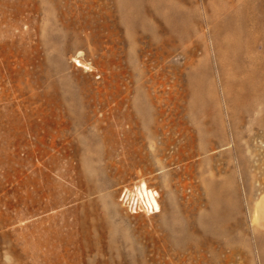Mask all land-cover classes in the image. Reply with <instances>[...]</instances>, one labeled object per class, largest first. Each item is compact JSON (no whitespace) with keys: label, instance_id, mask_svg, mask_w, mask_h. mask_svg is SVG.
Masks as SVG:
<instances>
[{"label":"rangeland","instance_id":"1","mask_svg":"<svg viewBox=\"0 0 264 264\" xmlns=\"http://www.w3.org/2000/svg\"><path fill=\"white\" fill-rule=\"evenodd\" d=\"M4 232L1 263L264 264V0H0Z\"/></svg>","mask_w":264,"mask_h":264},{"label":"bare ground","instance_id":"2","mask_svg":"<svg viewBox=\"0 0 264 264\" xmlns=\"http://www.w3.org/2000/svg\"><path fill=\"white\" fill-rule=\"evenodd\" d=\"M75 65L78 68H87L81 60L75 58ZM124 198L128 199V202H132L133 200H137V204H139V207L146 209V212L150 213H159L162 210L161 203L159 201L160 193L158 190L150 187L146 181H141L139 184L135 185L132 188H126L124 193ZM132 200V201H131ZM8 224L5 225L7 227ZM23 229V227H21ZM6 233L4 232L3 235H0V240L2 239V236L4 237ZM0 264H13L11 262H5Z\"/></svg>","mask_w":264,"mask_h":264}]
</instances>
